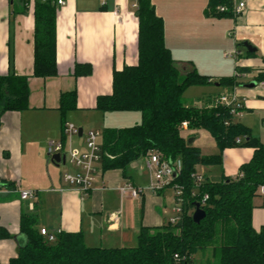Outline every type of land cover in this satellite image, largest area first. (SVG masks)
<instances>
[{
    "label": "crops",
    "instance_id": "0c3cea01",
    "mask_svg": "<svg viewBox=\"0 0 264 264\" xmlns=\"http://www.w3.org/2000/svg\"><path fill=\"white\" fill-rule=\"evenodd\" d=\"M56 6L55 61L57 73L45 79L33 76V5L26 0H0V76L16 75L28 79L29 107L19 113L0 117V263L15 257L26 243L20 231L21 217L34 219L35 229L50 234L80 232L91 248H133L141 228H159L174 216V193L166 189L153 194L145 190L139 198L121 195L125 182L145 188L149 172L145 157L125 169L103 170L98 163L91 190L83 196L62 181L64 173L78 170L69 162L52 164L47 155L50 141H61L65 150L84 151L89 131L121 129L140 123L139 112L101 113L96 98L112 92V74L137 63V0H63ZM155 13L163 20L164 43L173 61L186 68L192 65L210 83L188 88L182 96L185 107L209 108L215 98L235 93L244 102V121L236 123L249 129L247 118L264 113V85L253 78L262 69L264 59V0H245L243 14L215 18L206 15L208 0H151ZM247 42L255 52L245 49V59L236 62L246 68L239 86L223 88L218 81L231 78L225 51ZM240 53L239 50H237ZM228 55V54H227ZM236 61V60H235ZM76 65H89L88 76L75 77ZM252 77L246 81L250 73ZM245 81V82H244ZM76 92V109L65 116V123L81 130L63 138L58 111L62 93ZM242 117V116H241ZM240 117V118H241ZM264 123V118L261 119ZM102 136V134H101ZM187 145L198 148L203 156L217 155L215 141L205 130L185 129ZM102 144V138L100 139ZM253 149L238 146L225 149L220 166H196V174L207 177L205 169L217 178L236 177L241 165L250 161ZM70 164V166H66ZM64 166V167H61ZM205 167V169H201ZM19 191H35V199L21 200ZM251 227L258 232L264 226V198L252 200ZM194 212V211H193ZM193 214V213H192ZM211 261V252L198 253L194 264Z\"/></svg>",
    "mask_w": 264,
    "mask_h": 264
},
{
    "label": "trees",
    "instance_id": "16d2710c",
    "mask_svg": "<svg viewBox=\"0 0 264 264\" xmlns=\"http://www.w3.org/2000/svg\"><path fill=\"white\" fill-rule=\"evenodd\" d=\"M33 5V76L40 79L57 73L55 61V0H26ZM230 8L229 0H208L206 15L233 17L219 12ZM137 63L112 74V92L98 96L95 108L101 113L139 112V124L121 129L106 128L101 134L102 169L121 170L140 157L158 151L167 160H181L182 169L175 183L183 191V208L178 225L141 228L133 248H91L80 232L59 233L48 243L35 229V221L21 217L20 231L26 238L18 254L0 264H194L198 253L211 252V261L203 264H264V226L258 232L251 227L252 200L264 185V143L253 138L249 129L232 121L222 107H185L183 93L190 87L205 86L208 77L199 75L192 65L181 68L164 43L163 20L155 13L151 0H137ZM262 69L253 78L264 82ZM250 70L235 65V75L218 81L223 88H234ZM89 65H76L75 77L88 76ZM29 83L23 76H0V117L19 113L29 107ZM76 109V92L60 95L58 111L62 125L65 116ZM225 122H229L225 125ZM188 130H205L215 141L218 154L203 156L189 146L181 124ZM64 136H62V139ZM236 139L241 143L236 144ZM238 146L253 149L249 162L239 168L242 177H222L218 182L204 178L196 185L192 175L196 166H220L225 149ZM205 217L192 220L194 204ZM5 234L0 232V237ZM178 257V260L174 256Z\"/></svg>",
    "mask_w": 264,
    "mask_h": 264
},
{
    "label": "built area",
    "instance_id": "2783aa9c",
    "mask_svg": "<svg viewBox=\"0 0 264 264\" xmlns=\"http://www.w3.org/2000/svg\"><path fill=\"white\" fill-rule=\"evenodd\" d=\"M230 8L220 6L218 7L219 12H230L234 18H237L243 14L245 10V0H229ZM56 6H64L63 0H55ZM231 56V55H226ZM233 56L235 57L236 62L239 56L238 51H235ZM261 86L264 83L260 84ZM212 107H222L225 108L232 121H235L237 118H240L244 111V102L241 100L235 93H224L218 95ZM229 122H225V125H228ZM187 127L186 123L181 124L182 130H185ZM78 134V130L69 123H65L63 126V135L65 138H71ZM101 134L98 131H89L85 136L84 151H81L77 148H70L65 150L64 144L61 141L54 142L50 141L47 145V155L51 157L54 154L66 153L68 156L69 162L78 170L74 174L64 173L62 175V181L67 185L76 190H78L83 196H86L87 193L91 190L95 176L98 173V163L102 159V150H101ZM240 139H236V144H240ZM145 166L149 172V184L145 188H137L131 185L129 182H125L119 188L121 195H129L132 198H139L143 191L148 190L153 194L159 193L160 191L166 188H173L174 190V216L171 217L168 221L170 225H178L182 215L183 208V191L174 181L181 172L182 164L179 158L175 160H167L163 154L158 151H152L145 157ZM192 179L196 185L200 184L203 179L197 174H193ZM237 177L241 178L242 174H237ZM256 194L259 197L264 198V185H260ZM19 196L21 200L35 199V191H19ZM206 200V196L203 197L202 201L199 203L200 206ZM39 234L44 238V240L50 244L53 243L56 239V234H50L45 229H40ZM174 258L178 260V257L175 255Z\"/></svg>",
    "mask_w": 264,
    "mask_h": 264
},
{
    "label": "rangeland",
    "instance_id": "374dc122",
    "mask_svg": "<svg viewBox=\"0 0 264 264\" xmlns=\"http://www.w3.org/2000/svg\"><path fill=\"white\" fill-rule=\"evenodd\" d=\"M230 38H231V36H230ZM237 50L240 51L239 56H238L237 59H238V61L241 62L243 59H245V49L243 48L242 45L236 47V44L233 42V39L231 38V47H230L229 50L225 51V55H227V54L231 55V56L227 57L228 60H226V61H227V64L229 66H231L232 75L234 73V71H233L234 64L236 63L235 57L233 56V54ZM253 74H254L253 72H252V74L250 73V76L248 74L247 75L248 79H246V81L249 80V78L252 77ZM244 116L245 115L243 113L242 117L239 118L238 120L244 121ZM263 118H264V113L261 112V113H258L256 115L248 117L247 121H248V123H250L249 125H250V128L252 130L253 135H256V136L260 137V139L264 142V123H262V121H261V119H263ZM66 166L69 167L70 164H66ZM61 167H64V166H61ZM201 169L203 170V169H205V167H202ZM205 170H207V171H205L207 177H209L212 181H217V178H215V176L212 174V172H214V174H215V170H213L210 173H209L208 169H205ZM148 184H149V182H148ZM166 190L169 191V192H173L174 193V190L171 187L170 188H166Z\"/></svg>",
    "mask_w": 264,
    "mask_h": 264
},
{
    "label": "water",
    "instance_id": "95a60500",
    "mask_svg": "<svg viewBox=\"0 0 264 264\" xmlns=\"http://www.w3.org/2000/svg\"><path fill=\"white\" fill-rule=\"evenodd\" d=\"M243 47L247 50V52L249 53H253L255 52V49H253L247 42H244L243 43ZM252 86L256 85L255 82H253L251 84ZM81 130L79 129L78 130V133L80 132ZM50 161L52 164H56L58 165L60 162L61 163H65L66 161V156L63 155V154H54L50 157ZM205 217V213L204 211L200 208V204L199 203H195L194 204V212L192 214V220L195 224H198L201 220H203ZM49 246V244H48Z\"/></svg>",
    "mask_w": 264,
    "mask_h": 264
}]
</instances>
